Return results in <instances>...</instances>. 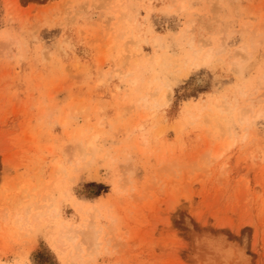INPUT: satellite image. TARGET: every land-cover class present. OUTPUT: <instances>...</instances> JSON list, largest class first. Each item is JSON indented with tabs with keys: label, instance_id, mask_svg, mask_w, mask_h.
<instances>
[{
	"label": "rangeland",
	"instance_id": "1",
	"mask_svg": "<svg viewBox=\"0 0 264 264\" xmlns=\"http://www.w3.org/2000/svg\"><path fill=\"white\" fill-rule=\"evenodd\" d=\"M0 264H264V0H0Z\"/></svg>",
	"mask_w": 264,
	"mask_h": 264
},
{
	"label": "bare ground",
	"instance_id": "2",
	"mask_svg": "<svg viewBox=\"0 0 264 264\" xmlns=\"http://www.w3.org/2000/svg\"><path fill=\"white\" fill-rule=\"evenodd\" d=\"M61 245V244H60ZM56 247V246H55Z\"/></svg>",
	"mask_w": 264,
	"mask_h": 264
}]
</instances>
